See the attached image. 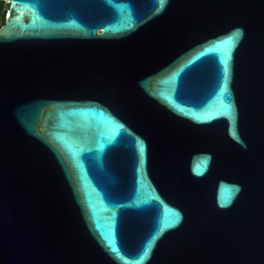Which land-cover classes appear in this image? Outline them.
Masks as SVG:
<instances>
[{
    "label": "water",
    "instance_id": "obj_1",
    "mask_svg": "<svg viewBox=\"0 0 264 264\" xmlns=\"http://www.w3.org/2000/svg\"><path fill=\"white\" fill-rule=\"evenodd\" d=\"M0 264H264V0H7Z\"/></svg>",
    "mask_w": 264,
    "mask_h": 264
},
{
    "label": "trees",
    "instance_id": "obj_2",
    "mask_svg": "<svg viewBox=\"0 0 264 264\" xmlns=\"http://www.w3.org/2000/svg\"><path fill=\"white\" fill-rule=\"evenodd\" d=\"M5 9H6V4L0 1V25L3 23L5 19Z\"/></svg>",
    "mask_w": 264,
    "mask_h": 264
},
{
    "label": "built area",
    "instance_id": "obj_3",
    "mask_svg": "<svg viewBox=\"0 0 264 264\" xmlns=\"http://www.w3.org/2000/svg\"><path fill=\"white\" fill-rule=\"evenodd\" d=\"M0 1H2V2L5 3V4L7 3V0H0Z\"/></svg>",
    "mask_w": 264,
    "mask_h": 264
}]
</instances>
